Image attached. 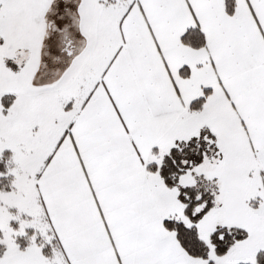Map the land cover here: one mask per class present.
Returning <instances> with one entry per match:
<instances>
[{"label": "snow or ice", "instance_id": "6c2138e0", "mask_svg": "<svg viewBox=\"0 0 264 264\" xmlns=\"http://www.w3.org/2000/svg\"><path fill=\"white\" fill-rule=\"evenodd\" d=\"M0 264H264V0H0Z\"/></svg>", "mask_w": 264, "mask_h": 264}]
</instances>
